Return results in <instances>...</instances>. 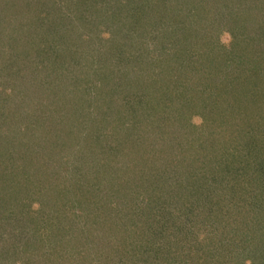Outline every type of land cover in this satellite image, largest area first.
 Returning a JSON list of instances; mask_svg holds the SVG:
<instances>
[{
  "label": "trees",
  "instance_id": "trees-1",
  "mask_svg": "<svg viewBox=\"0 0 264 264\" xmlns=\"http://www.w3.org/2000/svg\"><path fill=\"white\" fill-rule=\"evenodd\" d=\"M0 1V264H264V0Z\"/></svg>",
  "mask_w": 264,
  "mask_h": 264
},
{
  "label": "rangeland",
  "instance_id": "rangeland-1",
  "mask_svg": "<svg viewBox=\"0 0 264 264\" xmlns=\"http://www.w3.org/2000/svg\"><path fill=\"white\" fill-rule=\"evenodd\" d=\"M55 2L56 1H60V0H54ZM1 2V1H0ZM68 4V2H67V0H64L60 5H59V7H63V10H64V12L66 13L65 15L62 13V12H60L59 10H57L58 9V7H57V9H55V13H56V10L57 11H59L60 13H62L60 16H58L59 18L60 17H64V16H67L68 18H72V14H71V9H67L65 6ZM63 5V6H62ZM77 9L79 10V12H81L82 11V8H81V6H77ZM59 18L57 19V18H55L54 20L55 21H51V23H57V24H59V25H62V23L59 21ZM96 19H100V17L99 16H97L96 17ZM6 23H7V21H6V19L4 20V22H3V25L4 26H6ZM66 24H65V26L66 27H68V25H69V22H65ZM7 27V26H6ZM103 28V27H102ZM50 35V34H49ZM90 37L89 38H91V35H89ZM93 36V35H92ZM95 37H96V34L94 35ZM95 37L93 38V40H95ZM220 43H222L223 45H225V46H227L228 44H229V41H230V37H229V35L227 34V33H223L221 36H220ZM66 40V35L65 34H63L62 33V35L60 36V38H59V42H58V48H55L54 50H53V53L54 54H56V53H60L61 51H62V48L63 47H60L59 45H62V43L64 42ZM13 46H14V50H12V47L11 48H7L8 49V51H14V53H15V60H14V62H15V64H16V66L17 67H19V66H22V60H20V59H17L18 58V47H17V45H16V43L14 42L13 43ZM18 50V51H17ZM65 50V49H64ZM79 50V49H78ZM77 50V51H78ZM69 52H71L72 53V49L69 47ZM17 60H19V61H17ZM81 60V62H80V64L81 63H84V61L82 60V59H80ZM71 116H72V118H73V120H72V122H73V124H75L76 125V127H78V128H80V126L84 123V120L82 119V117H81V113H79V115H76V114H74V113H72L71 114ZM70 117V116H69ZM67 119V118H66ZM95 123L97 124L98 123V120H96L95 121ZM194 123H196V124H198V125H200L201 124V120L199 119V118H194ZM121 142V141H120ZM116 144H119V142L118 141H116ZM99 146H100V143H99ZM102 146H100V148H101ZM125 159V158H124ZM83 160V159H82ZM122 160H123V154L122 155H120L119 156V158H118V161L119 162H122ZM77 161V160H76ZM75 161V162H76ZM80 162V160L78 159V162L77 163H79ZM62 184H63V189L64 188H67V185H68V182H67V180L66 181H64V180H62ZM46 187H49V194H50V198H54V199H52L51 200V203L53 204V206H59L58 208H61L62 206L65 208V206H69V202H68V200L70 201V198H69V194L68 195H64V194H67L66 192V189L65 190H62L61 189V183L59 182V180L58 179H56L55 178V181L53 182V184H51L50 183V185L48 186H46ZM96 185L94 184H91L90 185V190H92V191H97L96 190ZM100 190H101V187H100ZM61 191H62V193H61ZM44 194H45V191H44ZM76 194V193H75ZM75 196V195H74ZM69 198V199H68ZM57 203V204H56ZM67 213V215H65ZM65 215V217L66 218H68V219H70V217H71V219L73 220L74 219V216H79L81 219H83L85 216H86V214L84 213V211H83V206L81 207V208H75V211L73 212V215H72V212L71 211H69V209H63L62 210V214H61V218L63 217ZM51 217V221L53 220L54 222L60 217V211H59V213H58V210L57 209H55V208H53V212H52V215L50 216ZM60 219V218H59ZM70 219V220H71ZM77 219V218H76ZM75 219V220H76ZM52 221V222H53ZM50 223V222H49ZM87 227V226H86ZM91 227H94L92 224H91ZM119 227H118V225H117V230H118V233H119V229H118ZM87 229V231H85V228L83 227V230H84V232L85 233H90V235H91V231H93V235H94V232H95V229H93V228H90V227H87L86 228ZM45 232V234H44V240L45 241H47L48 243H50L52 246H54V250L56 251V252H58V254L61 256V254H63V256H66L67 257V259H66V264H78L77 263V261H83V263H88V261H89V259L87 258V255H85V253L82 251L81 252V254H77V253H75L74 251H72V252H70L69 250L71 249V248H69V246H67V245H64V244H61V242H62V239H64V238H62L61 240L59 239V233H60V231H52V232H46V231H44ZM55 236H57V239H59L58 240V242H54L53 240H54V238H55ZM65 240V239H64ZM58 245H60L59 247H58ZM37 250H38V248H37ZM78 250H80V249H78ZM81 251V250H80ZM36 252V251H35ZM108 256V255H107ZM84 258V259H83ZM108 260V259H107ZM94 263V262H93ZM18 264V263H17ZM33 264V263H32ZM95 264V263H94Z\"/></svg>",
  "mask_w": 264,
  "mask_h": 264
}]
</instances>
